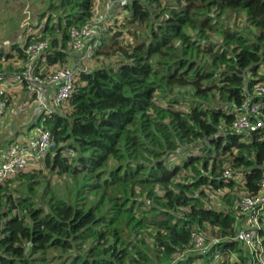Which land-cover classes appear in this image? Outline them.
Returning <instances> with one entry per match:
<instances>
[{"label": "trees", "instance_id": "1", "mask_svg": "<svg viewBox=\"0 0 264 264\" xmlns=\"http://www.w3.org/2000/svg\"><path fill=\"white\" fill-rule=\"evenodd\" d=\"M63 1L72 10L58 19L48 16L41 35L51 41L44 54L49 65L68 64L74 52L68 49L70 28L94 17L93 0ZM121 7L128 11L124 27L132 39L122 47L127 50L122 60L94 69L76 66L84 68L77 72L70 111H54L39 120L51 130L55 146L39 168L18 174L27 177L28 191L33 192L39 184L35 173L45 163L75 178L73 195L45 193L44 205H36L21 194L15 202L4 192V182L11 178L0 181V210L5 197L11 203L0 224V264H31L29 255L49 249L76 250L69 264H124L129 245H134L135 264H192L196 258L213 264L217 252L248 251L227 239L200 252L201 257L175 258L194 245V231L229 235L227 226L240 227L232 205L229 210L208 205L197 194L200 187L230 188L236 197L228 193L225 199L233 204L242 188L236 180L223 178L229 165L244 172L250 191H257L264 177V131L244 139L230 130L231 111L242 101L248 74L264 78V0H130ZM233 17L246 22L245 27L221 23V18ZM216 32L222 35L220 44L212 41ZM16 46L17 57L27 58L24 46ZM11 57L13 53L6 58ZM176 88H191L193 97L217 98L226 106L192 100L183 109V100L169 95ZM202 140L203 154H190L182 165L170 166L169 154ZM197 162L202 169L195 167ZM190 166L200 176L179 181ZM147 237L153 238L154 248H147ZM240 258L237 264L253 260L246 253Z\"/></svg>", "mask_w": 264, "mask_h": 264}, {"label": "built area", "instance_id": "2", "mask_svg": "<svg viewBox=\"0 0 264 264\" xmlns=\"http://www.w3.org/2000/svg\"><path fill=\"white\" fill-rule=\"evenodd\" d=\"M1 1V0H0ZM27 2L35 0H25ZM130 0H107L100 17L81 26H72L71 48L81 52V61L84 67L61 66L60 64L49 65L44 54L50 49L51 41L41 39V35H33L31 41L24 43L27 58L15 57L13 71H0V117L7 110L9 103L16 108L18 94L23 90L34 97L40 109H43L45 121L56 111L55 106L67 102L72 95L77 78V72L87 69L86 58H92L100 48L101 23L104 22L117 6H122ZM93 13L97 16V10L101 6L98 0L93 2ZM103 4V3H102ZM103 6V5H102ZM128 14V11L125 9ZM93 19V18H92ZM107 20V19H106ZM248 81L242 90V101L239 106L232 109L234 119L230 130L244 139L253 133L264 131V78L254 77L248 74ZM251 79L256 81L250 83ZM51 83L52 95L47 98L46 84ZM20 100V99H19ZM21 106V105H19ZM25 106V105H23ZM21 106V107H23ZM262 130V131H261ZM22 135V134H21ZM55 139L50 129L36 126L32 134L26 137L11 140L2 154L0 162V181L12 178L19 173L39 168L41 161H45L46 155L55 146ZM225 180L234 179L241 184L239 198L232 204L231 210L239 217L240 227L234 233L231 240L238 241L249 251L253 259L264 258V177L257 191L245 189L246 177L244 172L229 165L223 171ZM195 248L202 253H207L211 247L206 242V235L201 231L192 233ZM225 261L224 255L217 252L213 264H221ZM192 264H196L193 262Z\"/></svg>", "mask_w": 264, "mask_h": 264}, {"label": "rangeland", "instance_id": "3", "mask_svg": "<svg viewBox=\"0 0 264 264\" xmlns=\"http://www.w3.org/2000/svg\"><path fill=\"white\" fill-rule=\"evenodd\" d=\"M78 0H74L76 2ZM96 0H93V2ZM99 3H101V6L97 10V16L93 17L92 20H97L105 6L107 0H98ZM74 2L72 4H74ZM103 3V4H102ZM75 5V4H74ZM103 5V6H102ZM70 4H65L63 0H48L47 5L43 10V16L47 15L54 16V18H59L65 16L67 13V10H72ZM94 8V4H93ZM77 9V8H76ZM95 10V8H94ZM96 14V12H94ZM94 14V15H95ZM126 15L125 9H123L120 6H117L113 9L112 13L109 15V17L105 18L104 22L101 23V35H100V48L97 49L96 54L92 58H86V62L89 69H94L101 66H116L120 63L122 60V56H124V53L127 50H124L132 41L130 34L127 32V27H124L128 24H126ZM42 16V18H43ZM101 18V17H100ZM107 19V20H106ZM91 20V21H92ZM89 21V22H91ZM88 22V23H89ZM155 22H159L158 19L155 20ZM54 23L56 21L54 20ZM221 23L224 24H230L234 27H237L238 25L240 27H245L246 22H243L239 17H233L230 20H225L221 18ZM46 23L40 24L39 28L40 30L35 33V35H42L43 27ZM126 24V25H125ZM119 31H122V35H117V33H121ZM32 35V34H31ZM30 35V36H31ZM29 36V37H30ZM61 37V35H60ZM1 40V39H0ZM213 42H216L220 44L222 42V35L219 32H216L213 34L212 38ZM22 41H18L20 44ZM122 48V49H121ZM68 49L70 52L71 49V39L68 42ZM120 49V50H119ZM76 53H74L75 55ZM4 57H6L7 53L2 54ZM73 55V54H72ZM71 55V61L68 62V66H72L75 62V67L79 65V62L81 61V56L79 54H76L78 57H73ZM1 56V55H0ZM78 60V61H77ZM13 66L16 67L12 63ZM12 65L7 63H0V71L3 70H15ZM66 65V66H67ZM9 66L12 67V69H9ZM2 70V71H3ZM264 71V64L260 68V72ZM6 72V71H4ZM177 89V88H176ZM174 90L169 93L171 96L179 97L181 100H183V103L180 104V107L183 109H187L190 107V104L192 103V100H199L202 103H210L212 105H222L226 106L223 102H220L217 98L214 100H202L193 97L192 93L193 90L190 89H181L178 88L177 90ZM30 95V94H29ZM24 96V95H23ZM157 101L162 104L166 105V100H162L160 98H157ZM13 102L9 103L7 110L4 112V114L0 117V153L3 151L5 146L13 139H18L21 136L26 137L32 134V130L35 126H43L44 122H41L39 120L45 119V114L43 112V109L38 108L37 104L35 103L34 97L29 98L26 103L25 107L20 108L19 105L23 106L24 103L22 100H18V105L15 108L12 104ZM56 111L59 113L66 114V112L70 111L71 106L69 104V101L63 103L62 105L55 106ZM43 115V116H42ZM20 134V135H19ZM22 134V135H21ZM203 140L199 141L195 146H190V148H181L177 152L171 153L168 155V162L170 166H173L174 164H183L185 159L188 158L190 154H196L201 155L204 152H201L203 147ZM63 153L67 156H71L72 152L70 150H64ZM230 164V163H229ZM228 164V165H229ZM227 164H225L226 166ZM115 166L114 162H111V167ZM195 167L202 169L203 164L200 162H197L195 164ZM194 166H190L189 168H184L181 175L178 177V180L181 182H192L193 180L197 179L200 175L197 173ZM109 169V168H108ZM40 172L35 173V180L39 181V184L37 187L33 190V192L28 191L27 183V177H21L16 175L15 177L11 178L9 181L4 182V184L8 187L4 192L9 193L12 195V198L16 202V200L19 198L21 194L27 195L29 197H32V200L34 199L36 202V205H44V198L43 196L45 193L47 195H57L59 197L69 198L73 195V187L76 183L75 178L69 174H59L56 171L52 170V168L49 165H46L43 163L40 167ZM205 171H203L204 173ZM34 172H29V174H33ZM207 174V172H205ZM208 174H211L208 172ZM198 176L197 178H195ZM204 195L205 201L208 203V205L216 207V208H222L229 210L230 205L227 203V200L225 199V195L230 193L233 194L234 197L236 195L232 192L230 188H223V189H212V186L204 185L200 187L197 191V194ZM142 197H138L140 200ZM11 203L8 201V199L5 197L3 199V205L2 210H0V224L3 222L2 213L4 211H8L9 206ZM235 227V229H234ZM239 227V226H238ZM218 229V228H217ZM227 230H231V234H224L219 235V232H209V235H206V242L209 247H212L213 245L222 242L227 239H232L234 236V233L237 229V225L234 226H227ZM152 233H155V231L151 230ZM224 232V231H223ZM146 244L148 245L147 248L152 249L154 248L153 244V238L147 237ZM28 255L32 252L31 246L28 244ZM142 247H145L144 244L141 245ZM134 245H129V255H127V258L125 259L124 264H135L132 258V255H134L133 250ZM211 249V248H210ZM76 250L68 253H64L61 250H53L49 249L42 253H34L32 255H29V259L31 261V264H69L71 261L72 256L76 254ZM201 251L196 249L194 245H188V247L175 255L176 260H179L183 257H187L190 254L195 257H201L200 253ZM153 253V252H152ZM246 253L247 257H251V254L248 251H243L242 254L237 252H232L231 254H224V259L229 261L231 264H237L240 263V256ZM135 256V255H134ZM37 260L44 259L45 261L43 263L37 262ZM262 261V264H264V258H260ZM204 258H196L195 262L196 264H203ZM214 260H212L213 262ZM249 263V261H248ZM19 264V261L17 262ZM249 264H260V261L258 259L251 260Z\"/></svg>", "mask_w": 264, "mask_h": 264}, {"label": "crops", "instance_id": "4", "mask_svg": "<svg viewBox=\"0 0 264 264\" xmlns=\"http://www.w3.org/2000/svg\"><path fill=\"white\" fill-rule=\"evenodd\" d=\"M47 1L48 0H35L31 2L25 0L0 1V63L8 62V64H15L14 60L18 55V47L16 45L24 46V43L29 36L38 32L40 30L39 25L41 23L44 24L48 18L47 15H42L43 10L47 5ZM20 40L22 42L19 44L18 41ZM3 53H7L6 57L8 54L13 53L14 57L6 58L2 55ZM74 53H78L81 56L79 52L74 51L73 57H75V60L78 56L76 54L74 55ZM71 59L70 56L69 61H71ZM73 65H75V62ZM45 87L48 91L47 98L49 99L53 94L51 83H47ZM29 94L30 93L27 90H23L22 92H19L17 100H22L25 105L26 101L30 98ZM35 103L37 104V102ZM19 107L23 108L25 106ZM6 146L0 153V162Z\"/></svg>", "mask_w": 264, "mask_h": 264}]
</instances>
